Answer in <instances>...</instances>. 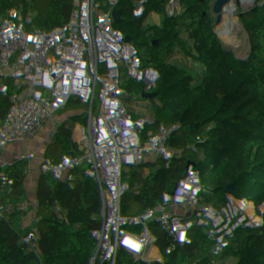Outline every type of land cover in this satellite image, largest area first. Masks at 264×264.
Here are the masks:
<instances>
[{
  "label": "built area",
  "instance_id": "obj_1",
  "mask_svg": "<svg viewBox=\"0 0 264 264\" xmlns=\"http://www.w3.org/2000/svg\"><path fill=\"white\" fill-rule=\"evenodd\" d=\"M189 1L183 0L177 13H168L137 8L131 0H1L0 38L11 26L17 27L20 34L16 41L24 48V61L21 70L13 73L0 58V94L20 101L21 114L31 121L32 130L22 156L0 160V258L29 229L45 238L44 255L37 264H99L111 253L109 248L91 249L82 236L85 225L79 215L84 207L109 221L116 203L100 196L94 178L72 158L69 142L79 124L64 123V141L58 140L55 132L59 102L76 77L91 80L97 75L112 85L121 79L132 85L130 76L137 71L142 76L140 87L159 83L165 106L178 97L193 112L200 110L186 136L193 142L194 133H203L196 117L205 119L209 108L201 97H188L184 92L176 66L188 73L198 67L215 70L236 86L235 98H225L221 104L223 111L235 110V117L220 127L209 126L204 134L220 128L226 131L238 113L245 116L251 112L263 122L259 144L264 152V115L258 111L264 100L247 109L242 106L249 86L244 64L253 57L252 50L248 40L230 27L231 20L253 24L258 14H264V2L213 0L197 14L187 9ZM25 13L33 20V30H27ZM104 30L108 33L105 37ZM43 31L46 37L41 36ZM55 46L76 47L77 54L60 58L52 51ZM126 124L123 145L136 148L141 139L130 114ZM102 134L93 133L92 147H100ZM222 134L220 131L217 137ZM137 258L118 256L114 264H132Z\"/></svg>",
  "mask_w": 264,
  "mask_h": 264
},
{
  "label": "trees",
  "instance_id": "obj_2",
  "mask_svg": "<svg viewBox=\"0 0 264 264\" xmlns=\"http://www.w3.org/2000/svg\"><path fill=\"white\" fill-rule=\"evenodd\" d=\"M25 19L32 25L28 13ZM236 21L234 32L248 40L253 55L244 64L249 86L242 106L247 109L264 100V85L260 84L264 81V14H258L253 24ZM41 36L46 37L44 31ZM52 51L60 58L77 54L76 47L55 46ZM211 71L198 67L190 73L179 72L177 81L187 92ZM216 84L224 98H235L231 80ZM130 86L125 79L112 85L97 75L91 80L76 77L56 112L58 140L66 139L62 135L65 122L79 124L73 137L80 141L79 151L72 158L94 178L100 196L111 198L117 206L109 221L100 213L80 208L79 218L95 231L104 224L114 225L106 230L116 234L110 235L111 253L99 264H114L118 256L131 255L138 257L132 264H264V159L257 139L261 119L251 112L245 115L250 138L242 137L244 183L229 160L226 136L196 141L208 175L205 190L198 191L177 172L169 146L171 132L193 122L191 106L178 97L165 106L159 83L137 88L133 98ZM129 114L141 139L131 149L123 145ZM31 130V121L21 114L20 101L0 94V160L22 156ZM96 131L103 132L98 148L91 146ZM111 145L119 148V156L111 155ZM126 239L139 245L138 249L126 245ZM20 241L28 245L13 264H31L34 255L43 257L45 238L37 230L29 229ZM87 244L92 250L100 248Z\"/></svg>",
  "mask_w": 264,
  "mask_h": 264
},
{
  "label": "rangeland",
  "instance_id": "obj_3",
  "mask_svg": "<svg viewBox=\"0 0 264 264\" xmlns=\"http://www.w3.org/2000/svg\"><path fill=\"white\" fill-rule=\"evenodd\" d=\"M236 22H237L236 20L230 21V27L232 28V30H235L234 27H235ZM24 23L26 26L28 25V21L25 19V15H24ZM32 23H33V20H32ZM27 30L28 31L33 30V25H29L27 27ZM176 68H177L178 72H181L182 68H179L178 66H176ZM225 78L226 77L223 76L222 74L217 73V71H215V70H212L211 72H209L208 76L201 79L199 82L191 85L189 90L186 92L188 97L198 96V97H204L205 98V100L207 101V104H208L209 114L205 119H203V122L207 123V125H209V126H212L214 124L215 125L219 124L218 126L220 127L222 125V123L224 122L223 110L221 108V106H222L221 104L225 98H224L223 93L221 92L219 86L216 84V82L223 81ZM237 115L238 116L234 119V123L235 122H243V123L247 124L249 131H250V125L245 121V116H243L242 114H239V113ZM201 116L202 115H198L197 116L198 119H196L197 125L200 127L202 126V124H200L201 122L199 121ZM209 126H207V127H209ZM230 129L231 128L226 129V131H225V130H221V128H220V129H217V131H215V132H212V133L209 132V133H205V134L203 132L200 135L198 133H194L193 142H192L191 146H188L189 144L186 141L184 142V151H185V153L187 151H190V157H189L188 162L185 166L186 168L184 167L183 169L182 168L179 169V168H177L178 167L177 165L175 166V168H176L177 172L179 173V175L185 181H189L195 190H198V191L205 190V188L207 186V182H208L206 165L196 150V141L200 142V143H204L213 137H217L220 134V131H223L222 135L227 136ZM257 139H258V142H260L259 132L257 133ZM261 145H262V143H261ZM169 146H170V150L172 152V146L170 144H169ZM110 151H111V146H110ZM263 155H264V152H263ZM173 159H175V158H172L171 161H173ZM83 208L81 210L85 209V208L84 209ZM98 230H100V229H98ZM95 232L96 231L94 230V227L92 225H85L81 229L82 236L87 243L98 244V245H107L106 244L107 240L102 239L101 238L102 236L96 235ZM55 234H56V231L54 229L53 230V236H55ZM27 245H28L27 243L24 244V243H21V241L16 242L11 246L10 252L15 251V254H18L22 249L27 247ZM7 252H9V250H7ZM0 264H2V262H0Z\"/></svg>",
  "mask_w": 264,
  "mask_h": 264
},
{
  "label": "crops",
  "instance_id": "obj_4",
  "mask_svg": "<svg viewBox=\"0 0 264 264\" xmlns=\"http://www.w3.org/2000/svg\"><path fill=\"white\" fill-rule=\"evenodd\" d=\"M183 0H131L133 6L137 8H143L146 9L149 12H168V13H177L178 6L181 4ZM213 2V0H190L189 5L187 9L191 10L194 13L199 14L202 10V8L205 5H210ZM0 7H1V0H0ZM29 26L28 25L26 27ZM234 29L236 30V23ZM234 30V31H235ZM19 29L15 26H11L9 31L7 33H4L0 38V58H4L7 61L8 68L13 73H18L22 66L24 61V49L20 42H17L16 39L19 37ZM104 37L108 35V33L104 30ZM204 102V107L208 108V104L204 97H201ZM203 127H207V123L203 122L202 119L199 120ZM205 123V124H204ZM111 155L113 156H119L120 150L117 146L111 145ZM96 235L102 236L101 238L106 241L107 245H98V244H91V245H98L99 247L103 248H111V242H110V235L116 236L115 232L108 234L107 231H96ZM21 240V239H20ZM19 240V241H20ZM17 241V242H19ZM16 243V242H15ZM22 249L20 252H22ZM19 252V253H20ZM18 253V254H19ZM17 254H15V251H11L9 249V252H5L2 257L0 258V262L2 264H9L10 262L14 261V257ZM40 258L38 255H34L31 260V264H37V259Z\"/></svg>",
  "mask_w": 264,
  "mask_h": 264
},
{
  "label": "water",
  "instance_id": "obj_5",
  "mask_svg": "<svg viewBox=\"0 0 264 264\" xmlns=\"http://www.w3.org/2000/svg\"><path fill=\"white\" fill-rule=\"evenodd\" d=\"M239 37H242L241 33L239 34ZM130 77L132 80H134V84L130 86L131 98H133L137 88L141 86L142 76L139 72L136 71L133 72ZM148 79H153V77L149 76ZM263 85H264V81H263ZM199 111L200 110L194 111V114H197ZM188 129L189 126H186L183 128H175L171 132L169 136V144L172 146V158H176L180 154L182 142L189 132ZM242 137L250 138L249 128L247 124L243 122H235L226 136L228 142L227 149L229 150V160L236 165L239 173V177L241 178L242 183H244L246 164L242 156ZM79 145H80L79 140H71L69 142V147L71 149L72 155L78 153ZM113 175L114 172L111 173V176ZM113 227L114 225L110 223L99 226V229L106 231Z\"/></svg>",
  "mask_w": 264,
  "mask_h": 264
},
{
  "label": "bare ground",
  "instance_id": "obj_6",
  "mask_svg": "<svg viewBox=\"0 0 264 264\" xmlns=\"http://www.w3.org/2000/svg\"><path fill=\"white\" fill-rule=\"evenodd\" d=\"M258 111H260L264 115V107L259 108ZM234 114H235V110L226 109L225 111H223V119H224L225 123L228 124L230 119L235 117ZM196 119H198V118L196 117ZM196 125H197V122H196ZM198 127H199V130H202V132H207L209 129L208 127H202V126L201 127L198 126ZM261 131H262V135H264V128ZM185 141L189 144L188 146H191V144H192L191 137H185L184 138V140L182 142L181 152L174 160L175 166L177 165L178 166L177 168H179V169L180 168L183 169L186 166L188 159L190 157V151H187L186 153L184 151V142Z\"/></svg>",
  "mask_w": 264,
  "mask_h": 264
},
{
  "label": "snow or ice",
  "instance_id": "obj_7",
  "mask_svg": "<svg viewBox=\"0 0 264 264\" xmlns=\"http://www.w3.org/2000/svg\"><path fill=\"white\" fill-rule=\"evenodd\" d=\"M181 239H183V236L181 235ZM124 243L130 247L136 248L138 249L139 245L135 244L134 242L130 241V240H125Z\"/></svg>",
  "mask_w": 264,
  "mask_h": 264
}]
</instances>
